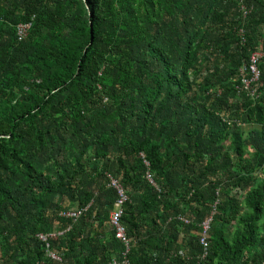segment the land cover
<instances>
[{"label":"trees","instance_id":"16d2710c","mask_svg":"<svg viewBox=\"0 0 264 264\" xmlns=\"http://www.w3.org/2000/svg\"><path fill=\"white\" fill-rule=\"evenodd\" d=\"M255 52L264 0H0V264L122 259L112 178L130 264H264Z\"/></svg>","mask_w":264,"mask_h":264},{"label":"built area","instance_id":"2783aa9c","mask_svg":"<svg viewBox=\"0 0 264 264\" xmlns=\"http://www.w3.org/2000/svg\"><path fill=\"white\" fill-rule=\"evenodd\" d=\"M32 27H33V22L18 24L16 27L17 37L20 40L26 39ZM262 57H264V53L262 52H255L251 55V61L249 65V69L252 77L251 79H249L248 77V68L246 66L240 70V74H242L244 78V83L246 85L245 88L247 90H250L252 83L258 84L260 81V72H259L258 63ZM253 96L256 97L255 91L253 92ZM106 99L107 98H104V101H106ZM148 179L152 181L151 175H148ZM112 185L118 190L119 198L116 203L115 210L112 212L111 215V225L113 230L116 232L117 239L125 246L126 250L124 252V257L122 259L114 260L110 264H130L129 254L131 252L133 240L129 238L126 227L123 224L125 209L127 203L129 202V198L126 190L120 185V183L117 180L113 178H112ZM83 211L84 210L63 211L61 212L60 216L62 219L73 220L74 222H76L77 220H79ZM213 213H215V211ZM179 220L185 224H189L190 222V220L186 218V216H180ZM212 221H213V216L210 215L209 218H207L201 225L200 244L204 250L202 259L205 258L208 253L209 233H210V229H212ZM59 236H62V234H60ZM39 238L41 241L45 243L48 242V238L45 236H40ZM180 255L184 256L183 253H180ZM50 257L55 261L58 262L61 261V259L54 254H51Z\"/></svg>","mask_w":264,"mask_h":264},{"label":"water","instance_id":"95a60500","mask_svg":"<svg viewBox=\"0 0 264 264\" xmlns=\"http://www.w3.org/2000/svg\"><path fill=\"white\" fill-rule=\"evenodd\" d=\"M92 31V30H91ZM93 41H94V38H93V33H92V38H91V41H90V44H89V46H91L92 44H93ZM85 54H87V50H86V53Z\"/></svg>","mask_w":264,"mask_h":264},{"label":"rangeland","instance_id":"374dc122","mask_svg":"<svg viewBox=\"0 0 264 264\" xmlns=\"http://www.w3.org/2000/svg\"><path fill=\"white\" fill-rule=\"evenodd\" d=\"M237 194H238V192H237ZM239 195H240L241 198H243V197L245 196V193L242 192V193H240Z\"/></svg>","mask_w":264,"mask_h":264}]
</instances>
